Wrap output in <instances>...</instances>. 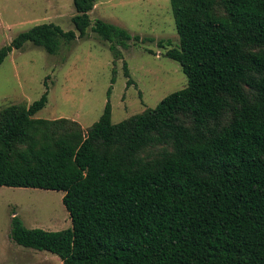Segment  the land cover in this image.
<instances>
[{
	"label": "trees",
	"instance_id": "16d2710c",
	"mask_svg": "<svg viewBox=\"0 0 264 264\" xmlns=\"http://www.w3.org/2000/svg\"><path fill=\"white\" fill-rule=\"evenodd\" d=\"M74 4L76 31L35 25L0 47V65L27 42L54 54L86 36L96 0ZM171 4L180 44L165 55L188 85L156 107L113 123L109 99L86 131L35 117L49 87L0 108V186L62 190L72 219L51 231L14 215L17 244L63 264H264V0ZM92 29L116 58L147 40L102 19ZM125 75L130 86L126 63Z\"/></svg>",
	"mask_w": 264,
	"mask_h": 264
},
{
	"label": "rangeland",
	"instance_id": "374dc122",
	"mask_svg": "<svg viewBox=\"0 0 264 264\" xmlns=\"http://www.w3.org/2000/svg\"><path fill=\"white\" fill-rule=\"evenodd\" d=\"M75 14L74 0H0V47L42 23L76 31ZM90 17L92 26L102 19L147 40L118 46L120 58L92 26L86 36L62 42L54 54L27 42L0 65V108L31 104L49 87L47 105L35 117L73 119L86 131L99 120L109 99L112 121L118 123L187 87L181 64L165 55L180 44L171 0H96ZM125 63L133 80L130 86ZM63 196L62 190L0 186V264H63L58 255L21 246L11 237L14 215L28 228L58 231L72 226Z\"/></svg>",
	"mask_w": 264,
	"mask_h": 264
}]
</instances>
